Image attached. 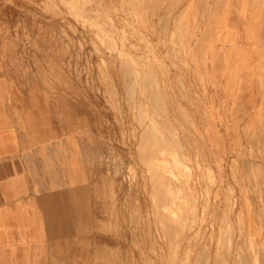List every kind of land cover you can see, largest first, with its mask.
<instances>
[{
    "label": "rangeland",
    "instance_id": "1",
    "mask_svg": "<svg viewBox=\"0 0 264 264\" xmlns=\"http://www.w3.org/2000/svg\"><path fill=\"white\" fill-rule=\"evenodd\" d=\"M233 1L0 0V78L86 122L94 216L72 264H264V0H236L243 26Z\"/></svg>",
    "mask_w": 264,
    "mask_h": 264
},
{
    "label": "crops",
    "instance_id": "2",
    "mask_svg": "<svg viewBox=\"0 0 264 264\" xmlns=\"http://www.w3.org/2000/svg\"><path fill=\"white\" fill-rule=\"evenodd\" d=\"M153 1L179 6L182 0ZM257 61L264 65V58ZM1 77L0 264H72L74 246L81 255L87 246L94 216L89 202L94 159L82 136L86 122L74 120L72 109L60 111L49 91ZM257 106L258 117L264 115L259 87Z\"/></svg>",
    "mask_w": 264,
    "mask_h": 264
},
{
    "label": "bare ground",
    "instance_id": "3",
    "mask_svg": "<svg viewBox=\"0 0 264 264\" xmlns=\"http://www.w3.org/2000/svg\"><path fill=\"white\" fill-rule=\"evenodd\" d=\"M61 1V0H60ZM101 1V0H100ZM123 1V0H122ZM73 2V1H72ZM95 2H96V0H95ZM65 3V2H64ZM67 4V3H66ZM124 4V3H123ZM89 5H91V4H89ZM132 5V4H131ZM130 5V6H131ZM66 6V5H65ZM128 7H129V5H128ZM80 9V8H79ZM91 9V8H90ZM242 7H239V4H238V2L235 0V1H233L231 4H230V6H229V8H228V11L229 10H235V12H236V14L238 15V17H239V20H240V15H241V13H243V11H242ZM101 11V10H100ZM99 12V11H98ZM83 13V12H82ZM119 13V12H118ZM123 13V12H122ZM129 13V12H128ZM94 14V13H93ZM74 15V14H73ZM70 16V15H69ZM74 17V16H73ZM99 17V16H98ZM102 19V18H101ZM90 20V19H89ZM106 20V19H105ZM91 21H92V19H91ZM90 21V22H91ZM107 25V24H106ZM129 25V24H128ZM260 25V24H259ZM105 26V25H104ZM112 27V26H111ZM90 28V27H89ZM91 29H93V28H91ZM105 29V28H104ZM108 29V28H107ZM243 33V40L245 39L246 41H252L253 43L256 41V40H258L257 38V34L255 33L256 32V30H253V28H252V30H250V27L249 26H244L243 27V31H242ZM123 36V35H122ZM98 37V36H97ZM112 38V37H111ZM133 39V38H132ZM225 41H230V48L231 49H234V47H235V45H236V41H237V39H239V37H238V33L236 32V30L235 29H232V28H229L228 27V25H227V31H226V33H225ZM102 40H103V38H102ZM140 40V39H139ZM176 40H177V38H176ZM107 41V40H106ZM105 41V42H106ZM117 41V40H116ZM177 42V41H176ZM109 44V43H108ZM101 49V48H100ZM107 49V48H106ZM121 50V49H120ZM253 51H255V52H257L258 54H260L261 52L260 51H258V50H255L254 48H251L250 46L248 47V48H244V50L242 51V58L243 59H245V62L246 61H248L249 60V58H251L252 57V53H253ZM103 52V51H102ZM126 53V52H125ZM147 56V55H146ZM106 57V56H105ZM131 57V56H130ZM112 58V57H111ZM139 59V58H138ZM141 59V58H140ZM132 62H133V60H132ZM123 63V62H122ZM148 63V62H147ZM134 64H135V62H134ZM136 65V64H135ZM145 65V64H144ZM107 66V65H106ZM121 66V65H120ZM130 68V67H129ZM131 71V70H130ZM144 71V70H143ZM155 72V71H154ZM140 74V73H139ZM132 76V75H131ZM158 76V75H157ZM137 77V76H136ZM161 79V78H160ZM128 80V79H127ZM106 81V80H105ZM110 81V80H109ZM130 81V80H129ZM128 82V81H127ZM126 82V83H127ZM131 82V81H130ZM130 82H129V84H130ZM152 82V81H151ZM153 83V82H152ZM167 83V82H166ZM112 84V83H111ZM128 84V83H127ZM145 85H147V84H145ZM134 86V85H133ZM129 87V86H128ZM147 87V86H146ZM145 87V88H146ZM115 88V87H114ZM143 88V87H142ZM168 89V88H167ZM151 90V89H150ZM149 90V91H150ZM152 90H153V88H152ZM151 90V91H152ZM150 91V92H151ZM134 92V91H133ZM112 93V92H111ZM117 93V92H116ZM109 94V93H108ZM143 95V94H142ZM145 95V94H144ZM128 96V95H127ZM134 95H132V97H133ZM140 96V95H139ZM138 96V97H139ZM147 96H148V94H147ZM157 96V95H156ZM166 96V95H165ZM129 97H131V96H128V98ZM150 97V96H149ZM153 97V96H152ZM127 98V97H126ZM155 98V97H154ZM117 99V98H116ZM115 99V100H116ZM132 99V98H131ZM136 99V98H135ZM145 99V98H144ZM146 99H148V98H146ZM150 99V98H149ZM171 99V98H170ZM138 100V99H137ZM163 100H164V98H163ZM132 101V100H131ZM173 101V100H172ZM117 103H118V101H117ZM134 103H135V101H134ZM142 103H144V102H142ZM149 103H150V101H149ZM174 103V102H173ZM119 104V103H118ZM138 104H140V103H138ZM145 104V103H144ZM148 105V104H147ZM164 105H166V104H164ZM117 106V105H116ZM154 106V105H153ZM159 106V105H158ZM134 107V106H133ZM139 107H140V105H139ZM148 107V106H147ZM151 107H152V105H151ZM144 108V107H143ZM166 108H167V106H166ZM138 109V108H137ZM145 109V108H144ZM150 109H152V108H150ZM154 109V108H153ZM143 110V109H142ZM146 110V109H145ZM167 110V109H166ZM138 111V110H137ZM144 111V110H143ZM182 111V110H181ZM147 112V111H146ZM164 112V111H163ZM139 113H141V112H139ZM145 113V112H144ZM153 113H155V112H153ZM170 113V112H169ZM142 114V113H141ZM152 114V113H151ZM163 114V113H162ZM135 114L133 113V116H134ZM139 115V114H138ZM146 115H148V114H146ZM143 116V115H142ZM154 116V115H153ZM152 115H151V117H153ZM140 117V116H139ZM160 117V116H159ZM154 118V117H153ZM163 118V117H162ZM141 119V118H140ZM142 119H143V117H142ZM146 119H148V118H146ZM208 119H210V120H212V119H215V117H212V118H208ZM145 120V119H144ZM153 120V119H152ZM156 119L154 118V121H155ZM143 121V120H142ZM189 121V120H188ZM158 122V121H157ZM137 123V122H136ZM139 125V124H138ZM144 125V124H143ZM168 125V124H167ZM141 128V127H140ZM148 128V127H147ZM153 128V127H152ZM163 128V127H162ZM168 129V128H167ZM153 130V129H152ZM159 130V129H158ZM173 130V129H172ZM171 129H170V131H172ZM148 131H149V129H148ZM159 132H160V130H159ZM167 132V131H166ZM169 132V131H168ZM137 133V132H136ZM149 133V132H148ZM157 134V133H156ZM162 134V133H161ZM170 134V133H169ZM149 136H150V134H149ZM153 136V135H152ZM159 136V135H158ZM146 138V137H145ZM158 138V137H157ZM172 138V137H171ZM176 138V137H175ZM148 139V138H147ZM155 139H156V137H155ZM154 139V140H155ZM176 139H178V138H176ZM176 139H173L172 141H176ZM167 140V139H166ZM165 140V141H166ZM140 141V140H139ZM150 141V140H149ZM178 141V140H177ZM184 141H185V139H184ZM188 141V140H187ZM146 142V141H145ZM144 142V143H145ZM195 142V141H194ZM156 143V142H155ZM170 143V142H169ZM189 143H190V141H189ZM163 144V143H162ZM172 144V143H171ZM140 145V144H139ZM139 145H137V146H139ZM154 145V144H153ZM156 145H157V143H156ZM144 146V145H143ZM150 146V145H149ZM173 146V145H172ZM180 146V145H179ZM146 147V146H145ZM152 147V146H151ZM175 147V146H174ZM143 148V147H142ZM152 148H154V147H152ZM152 148H150L151 150H152ZM173 148V147H172ZM141 149V148H140ZM147 149V148H146ZM161 149V148H160ZM182 149V148H181ZM185 149V148H184ZM150 150V151H151ZM155 150V149H154ZM169 150V149H168ZM171 150V149H170ZM173 150V149H172ZM177 149H175V151H176ZM179 150V149H178ZM142 151V150H141ZM146 151H148V150H146ZM185 151V150H184ZM152 153V152H151ZM154 153H155V151H154ZM159 154V153H158ZM161 154V153H160ZM175 154V153H174ZM178 154V153H177ZM179 154H181V153H179ZM184 154V153H183ZM186 154V153H185ZM145 155H146V153H145ZM197 155V154H196ZM156 156V155H155ZM150 157V156H149ZM179 157H181V156H179ZM190 157V156H189ZM153 158V157H152ZM160 158V157H159ZM140 159V158H139ZM147 159V158H146ZM157 159V158H156ZM151 160V159H150ZM154 160V159H153ZM191 160V159H190ZM147 161V160H146ZM180 161V160H179ZM151 162V161H150ZM207 162V161H206ZM142 163V162H141ZM156 164V163H155ZM154 164V165H155ZM186 164H187V162H186ZM151 165V164H150ZM153 165V164H152ZM153 165V166H154ZM164 165V164H163ZM166 165V164H165ZM171 165V164H170ZM209 165V164H208ZM179 166V165H178ZM186 166V165H185ZM152 167V166H151ZM189 167V166H188ZM162 168V167H161ZM172 168V167H171ZM158 169H159V167H158ZM173 169V168H172ZM171 169V170H172ZM166 170V169H165ZM212 170V169H211ZM133 171V170H132ZM192 171V170H191ZM175 172V171H174ZM136 174V173H135ZM164 174V173H163ZM178 174V173H177ZM133 175V174H132ZM158 176V175H157ZM176 177V176H175ZM134 178H135V175H134ZM158 178V177H157ZM179 178V177H178ZM190 178V177H189ZM143 179V178H142ZM163 179H165V178H163ZM162 179V180H163ZM192 179V178H191ZM135 180V179H134ZM155 180V179H154ZM154 180H152V181H154ZM181 180V179H180ZM242 180V179H241ZM247 181V180H246ZM173 182H175V181H173ZM183 182V181H182ZM155 183V182H154ZM169 183V182H168ZM150 184H152V183H150ZM158 184V183H157ZM163 184V183H162ZM165 184H166V182H165ZM187 184V183H186ZM201 185H202V183H201ZM165 186V185H164ZM166 186H168V185H166ZM165 186V187H166ZM182 186V185H181ZM159 187V186H158ZM169 187V186H168ZM184 187V186H183ZM182 187V188H183ZM164 188V187H163ZM180 189V188H179ZM187 189V188H186ZM185 189V190H186ZM242 189V188H241ZM159 190H160V188H159ZM167 190H169V188L167 189ZM175 190V189H174ZM181 190V189H180ZM183 190V189H182ZM204 190V189H203ZM178 191V190H177ZM242 191V190H241ZM169 192V191H168ZM174 192H176V191H174ZM181 192V191H180ZM243 192H244V190H243ZM252 192V191H251ZM186 193H188V192H186ZM193 193V192H192ZM258 193V192H257ZM171 195H172V193H170ZM175 194V193H174ZM184 194V193H183ZM202 195V194H201ZM196 196V195H195ZM173 197V196H172ZM177 197V196H176ZM183 198H184V196H182ZM201 197H203V196H201ZM155 198V197H154ZM174 198V197H173ZM172 198V199H173ZM181 198V197H180ZM192 198V197H191ZM190 198V199H191ZM151 199V198H150ZM171 199V200H172ZM176 199V198H175ZM202 200V199H201ZM190 201H192V200H190ZM179 203V202H178ZM186 203V202H185ZM256 203V202H255ZM155 204V203H154ZM175 204H177V203H175ZM180 204V203H179ZM166 205V204H165ZM174 205V204H173ZM197 205V204H196ZM152 206V205H151ZM169 206V205H168ZM178 206V205H177ZM183 206V205H182ZM157 207V206H156ZM170 207H172V206H170ZM175 207V206H174ZM194 207H195V205H194ZM190 209H193L192 208V206H191V208ZM176 210V209H175ZM155 211H156V209H155ZM195 211V210H194ZM166 212H167V210H166ZM187 212V211H186ZM196 212H197V210H196ZM173 213H175V212H173ZM179 213V212H178ZM181 213V212H180ZM183 213H184V211H183ZM185 214V213H184ZM187 214V213H186ZM241 214V213H240ZM157 215V214H156ZM171 215V214H170ZM188 215H189V213H188ZM206 215V214H205ZM176 216V215H175ZM180 216V215H179ZM191 216V215H190ZM195 216V215H194ZM132 217V216H131ZM155 217V216H154ZM182 217V216H181ZM180 217V218H181ZM183 217H184V215H183ZM186 217V216H185ZM240 217V216H239ZM242 217V216H241ZM262 217V216H261ZM196 218H198V217H196ZM195 218V219H196ZM243 218V217H242ZM163 219V218H162ZM191 219V218H190ZM261 219V218H260ZM132 220V219H131ZM164 220V219H163ZM176 220V219H175ZM187 220V219H186ZM240 220H242V219H240ZM173 221V220H172ZM178 221V220H177ZM180 221V220H179ZM178 221V222H179ZM188 221V220H187ZM190 221V220H189ZM192 221V220H191ZM161 222V221H160ZM184 222V221H183ZM197 222V221H196ZM245 222V221H244ZM139 223H140V221H139ZM156 223V222H155ZM174 223H177V222H174ZM181 223V222H180ZM148 224V223H147ZM179 224V223H178ZM167 225H169L170 226V224H167ZM177 225V224H176ZM188 225H190V224H188ZM198 225V224H197ZM160 226H161V224H160ZM168 226V227H169ZM175 226V225H174ZM140 227V226H139ZM148 227V226H147ZM167 227V228H168ZM196 227V226H195ZM111 228V227H110ZM165 228V227H164ZM163 228V229H164ZM172 228V227H171ZM179 228V227H178ZM104 229V228H103ZM163 229H162V231H163ZM166 229V228H165ZM185 229V228H184ZM242 229V228H241ZM244 229H245V227H244ZM115 230V229H114ZM238 230V229H237ZM112 231V230H111ZM193 231H194V229H193ZM257 231V230H256ZM164 232V231H163ZM182 232V231H181ZM133 233V232H132ZM174 233H177V231L176 232H174ZM183 233H185L184 231H183ZM189 233V232H188ZM231 233V232H230ZM253 233V232H252ZM255 233V232H254ZM134 235V234H133ZM163 235V234H162ZM164 236V235H163ZM166 236V235H165ZM174 236V235H173ZM200 236V235H199ZM205 236V235H204ZM171 237V236H170ZM176 237V236H175ZM139 238V237H138ZM180 238H181V236H180ZM141 239V238H140ZM182 239H184V238H182ZM234 239V238H233ZM171 241V240H170ZM177 241V240H176ZM184 241V240H183ZM134 242H135V240H134ZM183 243V242H182ZM247 243V242H246ZM245 244V243H244ZM158 245V244H157ZM182 245V244H181ZM228 245V244H227ZM246 245V244H245ZM257 245V244H256ZM175 246V245H174ZM177 246H178V244H177ZM188 246V245H187ZM219 246V245H218ZM233 246V245H232ZM254 247H255V245H254ZM206 248V247H205ZM236 249H237V247H236ZM118 251V250H117ZM153 251V250H152ZM173 251V250H172ZM225 252V251H224ZM236 252V251H235ZM167 253H170V252H167ZM186 252H184V254H185ZM113 254V253H112ZM241 254V253H240ZM169 255V254H168ZM243 255V254H242ZM257 255V254H256ZM261 257V256H260ZM162 258V257H161ZM216 258V257H215ZM177 259V258H176ZM236 259V258H235ZM241 259H242V257H241ZM174 260V259H173ZM248 260V259H247ZM250 260V259H249ZM181 261H183V260H180V262ZM195 261V260H194ZM109 262H111V261H109ZM114 262V261H113ZM171 262V261H170ZM174 262V261H173ZM233 262V261H232ZM112 263V262H111ZM156 263V262H155ZM168 263H169V261H168ZM215 263V262H214ZM250 263H251V261H250ZM249 263V264H250ZM113 264V263H112ZM115 264V263H114ZM181 264V263H180ZM196 264V263H195ZM204 264V263H203Z\"/></svg>",
    "mask_w": 264,
    "mask_h": 264
}]
</instances>
